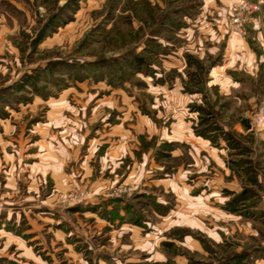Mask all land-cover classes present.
<instances>
[{
    "label": "rangeland",
    "instance_id": "rangeland-1",
    "mask_svg": "<svg viewBox=\"0 0 264 264\" xmlns=\"http://www.w3.org/2000/svg\"><path fill=\"white\" fill-rule=\"evenodd\" d=\"M262 104L264 0H0V264H264Z\"/></svg>",
    "mask_w": 264,
    "mask_h": 264
},
{
    "label": "built area",
    "instance_id": "built-area-1",
    "mask_svg": "<svg viewBox=\"0 0 264 264\" xmlns=\"http://www.w3.org/2000/svg\"><path fill=\"white\" fill-rule=\"evenodd\" d=\"M244 7H247L250 13H255L256 11H259L258 6L256 5H245ZM236 24L237 21H234ZM252 125L264 135V104H262L258 111L253 115L252 117Z\"/></svg>",
    "mask_w": 264,
    "mask_h": 264
},
{
    "label": "crops",
    "instance_id": "crops-1",
    "mask_svg": "<svg viewBox=\"0 0 264 264\" xmlns=\"http://www.w3.org/2000/svg\"><path fill=\"white\" fill-rule=\"evenodd\" d=\"M225 79H227V77H225Z\"/></svg>",
    "mask_w": 264,
    "mask_h": 264
},
{
    "label": "trees",
    "instance_id": "trees-1",
    "mask_svg": "<svg viewBox=\"0 0 264 264\" xmlns=\"http://www.w3.org/2000/svg\"><path fill=\"white\" fill-rule=\"evenodd\" d=\"M237 260H238V258H237Z\"/></svg>",
    "mask_w": 264,
    "mask_h": 264
}]
</instances>
